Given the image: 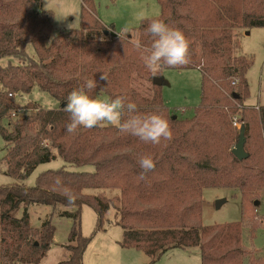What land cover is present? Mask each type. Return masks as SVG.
Masks as SVG:
<instances>
[{
    "label": "trees",
    "instance_id": "trees-1",
    "mask_svg": "<svg viewBox=\"0 0 264 264\" xmlns=\"http://www.w3.org/2000/svg\"><path fill=\"white\" fill-rule=\"evenodd\" d=\"M81 1V28L53 36L55 14L44 7L43 0H0V60H18L0 64L3 161L16 179L0 184V264H42L54 241L56 211L71 221L69 255L58 264H84L91 240L81 230L85 205L97 213L96 231L106 229L105 216L115 208L123 229L120 244L143 250L151 263L170 248L198 247L200 264H264V257L242 247V222L205 225L202 221L205 188L236 189L244 212L250 198L255 207L260 205L264 160H252L248 151L240 160L229 144L236 133L232 122L241 109L238 104L249 92L247 72L252 65L251 58L239 53L235 32L264 27V0H158L162 13L156 18L182 30L190 45L189 63L164 69L198 68L202 73V102L190 119L176 116L165 104L162 86L153 83L154 77H162L163 69L148 71L141 51L131 42L140 37L143 45H150L145 28L155 18L143 20L135 38L120 39L99 21L92 0ZM102 73L107 80L100 79ZM89 79L97 81L89 95L124 96L142 114H162L172 138L144 143L107 126L67 133V97ZM135 79L147 80L150 93L136 88ZM34 87L50 93L61 107L47 109L31 101L19 104L17 97ZM242 109L258 111L264 134V106ZM246 124L242 123L245 150ZM144 155L152 156L155 167L141 178L138 160ZM58 157L68 165L41 172L34 186L20 182L38 165ZM86 166L93 170L87 171ZM109 188L120 190L119 207L105 191L86 192ZM32 203L53 208L39 228L31 224ZM21 209L23 214L18 216Z\"/></svg>",
    "mask_w": 264,
    "mask_h": 264
},
{
    "label": "rangeland",
    "instance_id": "rangeland-1",
    "mask_svg": "<svg viewBox=\"0 0 264 264\" xmlns=\"http://www.w3.org/2000/svg\"><path fill=\"white\" fill-rule=\"evenodd\" d=\"M92 3L97 18L102 24L109 27V30L113 29L118 34L123 28H129V32L122 35L123 37L135 38L143 20L159 17L162 13L158 0H92ZM43 5L55 14L53 36L70 29L81 28L83 25V3L81 0H43ZM61 15L66 17L57 19ZM70 24H73L72 28L69 27ZM235 33L239 42V53L251 58L252 65L247 72L248 95L242 98L238 104L241 109L233 117L232 123L236 133L232 137L233 141L230 140L229 145L232 147L230 151L238 142L240 127L246 121V151L252 155V160H264V134L263 125L257 115L259 113L257 110L254 112L242 109L244 105L254 106L256 109L264 106V27L239 28ZM29 52L35 56L32 46L29 47ZM9 63H18V60L11 57L0 60V64L3 66ZM161 74L169 83L161 88L165 104L176 113V116L185 119L192 118L196 108L202 102L203 77L201 71L198 68L163 69ZM134 85L143 94L150 93V83L147 80L135 79ZM28 101L47 109L61 107L59 100L38 87H34L29 94L17 97V102L21 105ZM235 122L237 125L234 124ZM5 153V142L0 136V184L8 185L15 182L16 179L7 172V165L3 161ZM66 165L68 164L58 157L38 165L31 175L20 182L27 186H34L41 172ZM85 169L92 171L93 167L86 166ZM101 191H105L108 197L114 199L116 207L121 205L118 188L86 190L89 193ZM257 198L260 205L255 207L252 203L253 198H250L249 205L246 207L248 211L244 212L241 195L236 189L205 188L203 192V224L242 222V247L256 257H264V189L259 191ZM219 199L225 201L218 208L217 201ZM60 208V210L64 209ZM52 212L51 206L40 203L30 204L29 213L32 226L41 227ZM116 212L115 208H111L105 216L106 229L96 231L98 217L96 211L88 205L83 207L82 234L91 238L84 253V264H200L201 253L198 247L170 248L153 263L143 250L123 247L120 244L123 238V229L117 223ZM22 214L23 209L17 213L18 216ZM52 221L55 226L54 241L42 259V264H58L69 255L66 245L69 241L71 221L57 211L54 212ZM244 264L249 263L245 261Z\"/></svg>",
    "mask_w": 264,
    "mask_h": 264
},
{
    "label": "clouds",
    "instance_id": "clouds-1",
    "mask_svg": "<svg viewBox=\"0 0 264 264\" xmlns=\"http://www.w3.org/2000/svg\"><path fill=\"white\" fill-rule=\"evenodd\" d=\"M65 17L61 15L60 18H56ZM73 24L69 27L72 28ZM128 32V27L123 28L118 33L120 39ZM145 33L151 39L150 45H143L140 37H136L131 42L136 49L141 51L143 64L148 71L155 73L166 67L189 63V40L182 30L169 26L164 20L155 18L148 23ZM100 79L107 80V76L102 73ZM96 88L97 81L89 79L68 95L65 107L66 112L69 113V122L65 128L67 133H74L80 128L92 129L107 126L114 127L122 134L137 137L144 143L158 144L161 139L170 140L172 138L168 119L159 112L142 114L134 102L126 103L124 96L89 95L88 90ZM138 164L143 170L141 178H143V173L155 167V161L150 155L141 156ZM67 199L71 203V195H68Z\"/></svg>",
    "mask_w": 264,
    "mask_h": 264
},
{
    "label": "water",
    "instance_id": "water-1",
    "mask_svg": "<svg viewBox=\"0 0 264 264\" xmlns=\"http://www.w3.org/2000/svg\"><path fill=\"white\" fill-rule=\"evenodd\" d=\"M105 33L107 34L108 31H105ZM153 83L156 84V85H160V86H164V85H168L169 84L168 81H166L163 77H158V76L154 77ZM234 97L235 98H239L240 95L237 94V93H234ZM245 141H246V138H245V126L241 125L239 140H238V142L236 143L235 147L232 150L233 154L240 160H242V159H244V158H246L248 156V153L245 150ZM224 201H225L224 199H219L217 201V207L219 208ZM255 204L258 205L259 202L256 201Z\"/></svg>",
    "mask_w": 264,
    "mask_h": 264
},
{
    "label": "built area",
    "instance_id": "built-area-1",
    "mask_svg": "<svg viewBox=\"0 0 264 264\" xmlns=\"http://www.w3.org/2000/svg\"><path fill=\"white\" fill-rule=\"evenodd\" d=\"M19 111H20V109H19ZM12 115H13V116H16V115H17V112H14ZM234 124L237 125L236 122H235Z\"/></svg>",
    "mask_w": 264,
    "mask_h": 264
}]
</instances>
